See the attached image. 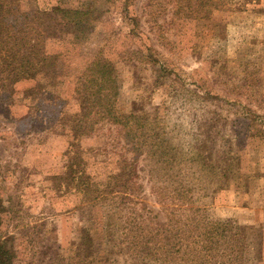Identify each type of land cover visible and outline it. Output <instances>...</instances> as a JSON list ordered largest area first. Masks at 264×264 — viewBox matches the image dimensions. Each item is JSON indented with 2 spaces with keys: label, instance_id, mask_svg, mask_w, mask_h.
Returning a JSON list of instances; mask_svg holds the SVG:
<instances>
[{
  "label": "rangeland",
  "instance_id": "374dc122",
  "mask_svg": "<svg viewBox=\"0 0 264 264\" xmlns=\"http://www.w3.org/2000/svg\"><path fill=\"white\" fill-rule=\"evenodd\" d=\"M43 1L93 12V27L79 41L87 52L124 37L126 16L136 15V31L155 57L170 66L172 79L161 84L155 80L157 65L119 59L117 107L121 113L142 112L159 118L160 127L177 146L169 156L170 165L164 157L157 159L147 152L139 156L137 206L143 202L163 215L153 189L166 182L172 171L178 179L183 175L193 189L195 205L206 207L210 218L244 228V263L264 264V0H221L223 9L203 8L188 23L189 29L175 14V0H128L126 8L123 0ZM22 2L28 8L36 4L34 0ZM136 45L131 41L129 50ZM63 46L52 39L48 48ZM31 84L19 81L13 84V96L0 99V196L9 208L2 216L1 229L13 236L14 264H67L76 253L83 220L78 198L56 189L52 177L64 170L70 136L56 124L49 129L38 124L44 118L21 95ZM204 90L219 99L202 101ZM68 108L76 110L74 99ZM30 114L33 118L27 119ZM253 116L256 127L250 132ZM110 134L113 138L115 131L102 123L79 142L82 147L107 151L114 162L116 143L110 141ZM120 144L125 146L124 140ZM196 152L202 153L204 162L191 159ZM95 160L93 164H101L98 157ZM118 211L117 215L126 213ZM112 264L140 262L122 253Z\"/></svg>",
  "mask_w": 264,
  "mask_h": 264
},
{
  "label": "trees",
  "instance_id": "16d2710c",
  "mask_svg": "<svg viewBox=\"0 0 264 264\" xmlns=\"http://www.w3.org/2000/svg\"><path fill=\"white\" fill-rule=\"evenodd\" d=\"M34 1L35 6L28 8L22 0H0V99L11 97L13 84L31 81L21 95L30 100L29 108L44 118L38 124L45 129L56 124L70 136L64 170L52 177L56 189L78 198L77 210L83 220L74 245L76 253L67 264H112L115 256L122 253L138 259L140 264H245L244 228L210 218L206 207L194 204L193 189L185 184L183 175L179 179L175 176L173 168H169L172 172L166 176L167 181L153 189L163 215L146 208L143 202L137 206L141 188L139 156L147 152L157 159L164 157L170 165L169 156L176 153L177 146L160 127L159 118L142 112L121 113L117 107L119 59L133 58L157 65L155 80L161 84L172 79L170 66L155 57L152 47L136 31V15L126 16L124 37L106 43L96 52H87L79 41L96 19L90 9ZM127 1L121 2L122 7ZM175 2V14L180 15L186 29L191 28L188 23H193L203 8L214 11L225 7L221 0ZM52 39L58 45L64 44L63 48L50 50ZM131 41L137 45L130 51ZM78 57L76 62L70 61ZM204 92L202 101L219 99L211 90ZM71 98L77 106L73 111L68 108ZM29 118H33L31 114ZM256 121L253 116L250 132ZM102 123L115 131L113 138L112 131L109 136L116 143L112 149L117 153L113 155L114 162L106 156L107 151L82 147L79 142ZM198 153L191 159L204 162L202 153ZM96 157L101 164H93ZM7 208L0 196V264H14L16 258L13 236L5 235L1 229ZM123 209L126 213L117 215Z\"/></svg>",
  "mask_w": 264,
  "mask_h": 264
}]
</instances>
